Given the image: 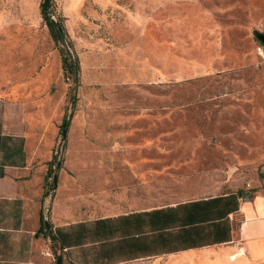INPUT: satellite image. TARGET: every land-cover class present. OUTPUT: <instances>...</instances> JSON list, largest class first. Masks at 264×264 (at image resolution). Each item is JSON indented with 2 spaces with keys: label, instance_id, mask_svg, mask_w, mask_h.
<instances>
[{
  "label": "rangeland",
  "instance_id": "1",
  "mask_svg": "<svg viewBox=\"0 0 264 264\" xmlns=\"http://www.w3.org/2000/svg\"><path fill=\"white\" fill-rule=\"evenodd\" d=\"M39 3L0 0V158L15 148L20 177L26 154L54 151L36 195L47 225L52 209L262 190L264 44L250 32L264 33V0H48L74 80Z\"/></svg>",
  "mask_w": 264,
  "mask_h": 264
},
{
  "label": "crops",
  "instance_id": "2",
  "mask_svg": "<svg viewBox=\"0 0 264 264\" xmlns=\"http://www.w3.org/2000/svg\"><path fill=\"white\" fill-rule=\"evenodd\" d=\"M10 135L0 107V145ZM14 158L15 148L0 158V264H264V187L87 218L52 209L41 232L36 195L49 158L26 154L20 177Z\"/></svg>",
  "mask_w": 264,
  "mask_h": 264
},
{
  "label": "water",
  "instance_id": "3",
  "mask_svg": "<svg viewBox=\"0 0 264 264\" xmlns=\"http://www.w3.org/2000/svg\"><path fill=\"white\" fill-rule=\"evenodd\" d=\"M47 3H48V0H41V13L50 22V25H51V28H52V31H53V34H54L56 41L58 42L60 47H62L64 49V48H66V43L64 41L63 34L61 32V29H60L58 23L48 14ZM250 33L257 40V42L259 44H264V33H261L255 29L251 30ZM71 78H72V80H74V78H75V65L73 63L71 64ZM65 125H66V119L62 118L60 126H59L60 127L59 128V137L61 140L64 137ZM56 165H57V161H56ZM51 181H52V183H54V181H55V174L54 173H52V175H51ZM42 222H43V225L46 227V221L44 218H42ZM55 263L58 264L57 259L55 260Z\"/></svg>",
  "mask_w": 264,
  "mask_h": 264
},
{
  "label": "trees",
  "instance_id": "4",
  "mask_svg": "<svg viewBox=\"0 0 264 264\" xmlns=\"http://www.w3.org/2000/svg\"><path fill=\"white\" fill-rule=\"evenodd\" d=\"M39 7H40V16H41L44 24L46 25V27H47L50 35L53 37L54 34H53V31H52L50 22L41 13V3H39ZM59 50H60V53H61V59H60V61H61V65L62 66H67L68 68L70 66V68H71V64L72 63L75 65V60H73V62H71V63H69V62L66 61V56H67L68 53L66 51H64V49L60 48ZM60 123H61V121H60ZM60 123H59L58 126H60ZM54 155H55L54 151H50L49 159L47 161V166H46V169H45V174H47L49 172V166H48V164H49L50 161H52V159L54 158ZM41 222H42V220H41ZM41 222H40V216H39V230H41V232H44L46 230L44 229V225Z\"/></svg>",
  "mask_w": 264,
  "mask_h": 264
},
{
  "label": "built area",
  "instance_id": "5",
  "mask_svg": "<svg viewBox=\"0 0 264 264\" xmlns=\"http://www.w3.org/2000/svg\"><path fill=\"white\" fill-rule=\"evenodd\" d=\"M254 51H255L256 53H259V52H260V47H259V46H256L255 49H254Z\"/></svg>",
  "mask_w": 264,
  "mask_h": 264
},
{
  "label": "bare ground",
  "instance_id": "6",
  "mask_svg": "<svg viewBox=\"0 0 264 264\" xmlns=\"http://www.w3.org/2000/svg\"><path fill=\"white\" fill-rule=\"evenodd\" d=\"M260 53V52H259Z\"/></svg>",
  "mask_w": 264,
  "mask_h": 264
}]
</instances>
